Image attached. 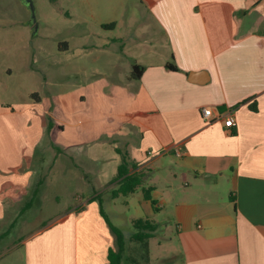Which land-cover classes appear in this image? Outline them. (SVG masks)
<instances>
[{
    "label": "crops",
    "instance_id": "1",
    "mask_svg": "<svg viewBox=\"0 0 264 264\" xmlns=\"http://www.w3.org/2000/svg\"><path fill=\"white\" fill-rule=\"evenodd\" d=\"M84 2L104 4L111 17L99 23L100 33L80 32L79 48L95 52V61L115 59L117 71L52 96V132L44 121L50 99L35 102L31 94L12 106L0 104V243L21 193L40 183L44 145L82 150L104 135L135 134L127 163L144 174L143 187L156 202L143 194L147 217L140 219L157 230L176 226L175 235L156 231L145 240L170 246L164 251L171 256L160 261L264 264V0ZM92 36L102 45L90 46ZM134 65L144 67L139 80L130 77ZM204 108L232 114L235 126L206 122ZM96 196L23 239L17 246L28 264H106L114 236ZM130 196H109V204L123 197L130 206Z\"/></svg>",
    "mask_w": 264,
    "mask_h": 264
},
{
    "label": "rangeland",
    "instance_id": "2",
    "mask_svg": "<svg viewBox=\"0 0 264 264\" xmlns=\"http://www.w3.org/2000/svg\"><path fill=\"white\" fill-rule=\"evenodd\" d=\"M113 6L116 7L115 4ZM117 15L113 9V16ZM109 17L111 11L97 2L0 0V104L12 106L31 94L35 102L41 98L50 99L51 115L45 116L44 121L47 131L52 132L56 126L54 115L57 117L52 96L74 91L84 86L86 81L93 82L106 73L117 71L113 66L115 59L102 56L95 61V52L87 54L79 48V33L86 28L100 33L99 23ZM88 42L93 47L102 45L95 36ZM65 46L70 47L66 52ZM100 109L105 108L101 106ZM121 136L122 133L104 135L99 141L84 144L82 150L60 148L55 144L56 147L47 149L44 145L40 153H36L42 161V165L37 166L36 178L40 183L34 182L21 193L16 211L11 212L12 220L2 229L6 237L0 243V264H28L25 249L17 245L72 211L81 210L85 199L95 193L103 200L105 214L124 233L122 264H165L160 259L170 257L171 253L164 251L170 246L162 239V245L159 240L156 241L159 244H154L130 239L137 230L127 220L147 217L145 207L139 203L144 201L142 190H137L128 199L137 209L132 204L126 206L123 197L115 199V204H109L112 201L108 200L112 196L111 190L116 186L114 179L110 180L115 175V167L124 160L131 166L133 159L128 145L137 139L135 134L128 139ZM113 208L126 218L116 217ZM156 233L159 237L175 235L176 226Z\"/></svg>",
    "mask_w": 264,
    "mask_h": 264
},
{
    "label": "trees",
    "instance_id": "3",
    "mask_svg": "<svg viewBox=\"0 0 264 264\" xmlns=\"http://www.w3.org/2000/svg\"><path fill=\"white\" fill-rule=\"evenodd\" d=\"M167 68L172 71H179L175 64L169 63L167 64ZM144 71V67L134 65L131 71L130 77L135 80H139L142 73ZM253 109H255L253 107ZM50 123V127H51ZM136 167L132 168L128 166L126 160L122 162L118 167L117 175L114 178V182H116V188L112 191V197L116 198L119 196H128L137 191L138 188H142L144 198L147 201H150L151 205H155V200L150 195V189H146L143 187L144 184V174L138 173ZM93 200H98L100 215L104 219L107 227L110 232L114 236V247L109 248L107 254V263L106 264H122L123 252L125 249V236L123 231L115 226L110 218L105 214L102 201L97 196L93 198ZM134 228L137 230L130 237L131 240L144 242L147 239L153 237L154 233L157 231V225L151 224L148 220L145 219H136L132 222Z\"/></svg>",
    "mask_w": 264,
    "mask_h": 264
},
{
    "label": "built area",
    "instance_id": "4",
    "mask_svg": "<svg viewBox=\"0 0 264 264\" xmlns=\"http://www.w3.org/2000/svg\"><path fill=\"white\" fill-rule=\"evenodd\" d=\"M203 118L206 122L212 123L215 120L224 119V124L226 127L232 128L235 126V117L232 114H229L226 117L221 116V114H214L211 108H204L202 110Z\"/></svg>",
    "mask_w": 264,
    "mask_h": 264
}]
</instances>
